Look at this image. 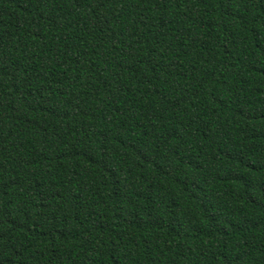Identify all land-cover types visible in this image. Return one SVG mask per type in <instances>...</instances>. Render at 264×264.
<instances>
[{
  "label": "trees",
  "instance_id": "trees-1",
  "mask_svg": "<svg viewBox=\"0 0 264 264\" xmlns=\"http://www.w3.org/2000/svg\"><path fill=\"white\" fill-rule=\"evenodd\" d=\"M0 264H264V0H0Z\"/></svg>",
  "mask_w": 264,
  "mask_h": 264
}]
</instances>
